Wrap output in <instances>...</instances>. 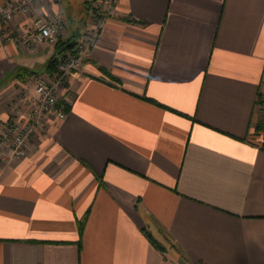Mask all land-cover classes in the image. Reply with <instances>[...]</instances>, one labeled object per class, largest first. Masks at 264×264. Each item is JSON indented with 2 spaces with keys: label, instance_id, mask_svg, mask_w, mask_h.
<instances>
[{
  "label": "crops",
  "instance_id": "0c3cea01",
  "mask_svg": "<svg viewBox=\"0 0 264 264\" xmlns=\"http://www.w3.org/2000/svg\"><path fill=\"white\" fill-rule=\"evenodd\" d=\"M67 1L11 25L62 12L77 40L93 0ZM55 54L0 44V132ZM59 93L0 162V264H264V0H116Z\"/></svg>",
  "mask_w": 264,
  "mask_h": 264
},
{
  "label": "built area",
  "instance_id": "2783aa9c",
  "mask_svg": "<svg viewBox=\"0 0 264 264\" xmlns=\"http://www.w3.org/2000/svg\"><path fill=\"white\" fill-rule=\"evenodd\" d=\"M49 1L5 0L0 5V44L16 41L28 51H35L44 42L56 45L63 40L66 35L67 20L62 12L54 19L36 16L28 25H11V21L17 16L29 14L34 6ZM115 3L116 0L93 1L92 7L96 11L90 19L94 27L77 38L71 49L55 54L57 67L54 72L32 76L34 86V99L30 98L32 110L24 114L18 108L13 109L11 119L0 132V162L17 161L26 156L35 129L42 128L49 115L65 118L66 104L60 99V88L67 83L74 71L83 69L90 55L96 32L106 17L114 13ZM27 99L28 94L18 97V101Z\"/></svg>",
  "mask_w": 264,
  "mask_h": 264
},
{
  "label": "trees",
  "instance_id": "16d2710c",
  "mask_svg": "<svg viewBox=\"0 0 264 264\" xmlns=\"http://www.w3.org/2000/svg\"><path fill=\"white\" fill-rule=\"evenodd\" d=\"M75 42H76L75 36H72L71 38H69L68 40H65V41H63V40L59 41L55 45L56 53H61V52L65 51L66 49H71L74 46ZM56 67H57V60H56L55 55H54L49 59L46 69H47L48 73H52L56 70ZM28 74H29V72H28ZM149 237H151V236H149ZM151 239H152V242L154 243V245L157 246L159 249L164 248L157 240L153 239L152 237H151Z\"/></svg>",
  "mask_w": 264,
  "mask_h": 264
},
{
  "label": "rangeland",
  "instance_id": "374dc122",
  "mask_svg": "<svg viewBox=\"0 0 264 264\" xmlns=\"http://www.w3.org/2000/svg\"><path fill=\"white\" fill-rule=\"evenodd\" d=\"M93 1H95V0H93ZM93 1L86 7V20L87 19L89 20V18H91L92 15L96 11V9L94 7H91V4H93ZM67 3L69 4V7L74 10V14H76V13H77V15L82 14V11L80 10L81 9L80 6L82 7V5L84 4L83 0H69V1H67ZM88 7H89L90 11H89ZM85 24H86V22H85ZM85 30H87V29H85ZM85 33H87V32L85 31ZM85 33H83V34H85ZM83 34L81 36H83Z\"/></svg>",
  "mask_w": 264,
  "mask_h": 264
}]
</instances>
